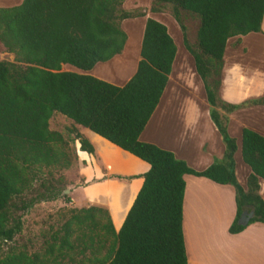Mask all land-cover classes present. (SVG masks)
Returning a JSON list of instances; mask_svg holds the SVG:
<instances>
[{"label":"trees","instance_id":"trees-1","mask_svg":"<svg viewBox=\"0 0 264 264\" xmlns=\"http://www.w3.org/2000/svg\"><path fill=\"white\" fill-rule=\"evenodd\" d=\"M124 1L21 0L0 6V43L14 54L13 61L0 60V244L22 232L23 216L34 204L55 200L65 190L42 183V190L30 191L35 170L72 162L62 133L50 129L55 112L72 122L69 132L80 150L94 152L76 125L150 165L118 231L107 209L73 208L43 253H8L0 256V264H188L182 226L185 174L234 188L236 214L230 233L264 223L259 193L264 135L247 127L241 130V157L251 170L243 187L235 174L237 144L228 132L227 116L240 108L264 106V96L240 103L220 96L226 44L230 38L262 31L264 0H153L150 7L155 13L168 7L178 23L202 81L210 119L224 144L222 157L201 171L139 139L176 55L165 24L146 18L136 71L123 85L87 73L123 50L127 34L120 22L145 15L125 10ZM185 13L198 19L194 43L188 39ZM63 65L79 71H64ZM244 212L253 213L247 224L239 223Z\"/></svg>","mask_w":264,"mask_h":264},{"label":"crops","instance_id":"crops-1","mask_svg":"<svg viewBox=\"0 0 264 264\" xmlns=\"http://www.w3.org/2000/svg\"><path fill=\"white\" fill-rule=\"evenodd\" d=\"M261 30L230 38L226 44L220 96L229 103L264 96V16ZM175 45L176 55L167 85L139 139L173 152L192 169L201 171L215 158L222 157L224 144L210 119L202 81L195 73L193 60L192 64L189 60L191 55L183 45L185 51L179 54L180 49ZM139 59L140 55L133 64L128 60L123 62L120 67L128 75L121 83L116 80L120 72L113 73L106 67L111 60L95 64L87 73L121 86L135 73ZM249 115L253 120L246 122ZM227 116L228 132L231 136L238 135L233 136L237 144L236 178L246 187L251 170L240 154L241 130L247 127L264 135V106L240 108ZM76 127L92 144L94 152L80 150V143L75 140L82 176L75 190L84 194L79 197L81 205L74 197L73 202L77 208L94 205L107 209L118 231L150 165L90 129ZM184 181L182 226L188 264H264V223L253 222L238 233L229 232L236 214L234 188L192 174H185ZM259 184L264 200V180L260 179ZM130 194L127 210L118 213L116 207Z\"/></svg>","mask_w":264,"mask_h":264},{"label":"rangeland","instance_id":"rangeland-1","mask_svg":"<svg viewBox=\"0 0 264 264\" xmlns=\"http://www.w3.org/2000/svg\"><path fill=\"white\" fill-rule=\"evenodd\" d=\"M20 2L21 0H0V6H13ZM152 4L153 0H125L122 4V7L125 10L140 11L145 15L137 18L124 19L120 22L121 27L127 34V40L121 53L114 56L111 59V62L106 64V67L111 69L113 73L120 72V76L116 79L117 83L124 82L128 75V73L125 70L122 71V67H120L121 65L123 66V62L128 60V63L131 62L133 64L136 57L139 56L141 38L147 17L156 19L165 24L177 44L178 49H180L179 54L184 53L185 51L182 47V32L176 20L169 13L168 7L164 6L162 7L161 12L155 13L150 10ZM184 22L188 30V39L191 43H194L198 19L193 15L185 13ZM0 60H14V54L7 52L1 43ZM189 60L192 64L193 59L191 56H189ZM61 69L64 71H79L71 65H63ZM251 120H253V116L249 115L246 122ZM72 125L73 124L70 120L57 112H55L50 119V129L61 132L67 143L68 157L72 160L71 164L64 168L58 166L48 168L41 167L35 170L34 175L30 177L31 193L42 190L40 186L42 183H51L56 185L58 189L65 190L60 193L57 199L36 203L24 214L22 232L16 235L12 241H6L0 244V256L19 251H25L29 254L43 253L51 243L52 233L60 229L61 225L71 215L72 209L77 208V205L73 202V197L76 199L77 204L81 205L79 197L81 194V196H83L84 192L82 190H75L82 182V176L80 174L81 163L76 154V142L72 141L73 134L69 132ZM232 134L234 137H238L237 134ZM239 149L241 154L240 144ZM75 156L77 157L76 160L73 159ZM64 195H68L71 198V201H66L63 197ZM131 195L132 194H130L121 205L116 207L118 213H123L127 210L131 201Z\"/></svg>","mask_w":264,"mask_h":264},{"label":"water","instance_id":"water-1","mask_svg":"<svg viewBox=\"0 0 264 264\" xmlns=\"http://www.w3.org/2000/svg\"><path fill=\"white\" fill-rule=\"evenodd\" d=\"M253 213L252 212H244L239 219V223L241 224H247L249 219L252 217Z\"/></svg>","mask_w":264,"mask_h":264}]
</instances>
